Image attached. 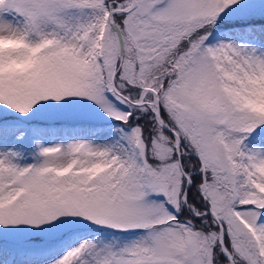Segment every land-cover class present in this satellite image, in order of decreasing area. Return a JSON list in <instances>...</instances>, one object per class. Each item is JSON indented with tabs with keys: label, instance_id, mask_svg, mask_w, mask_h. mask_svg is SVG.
<instances>
[{
	"label": "snow or ice",
	"instance_id": "6c2138e0",
	"mask_svg": "<svg viewBox=\"0 0 264 264\" xmlns=\"http://www.w3.org/2000/svg\"><path fill=\"white\" fill-rule=\"evenodd\" d=\"M0 264H264V0H0Z\"/></svg>",
	"mask_w": 264,
	"mask_h": 264
}]
</instances>
